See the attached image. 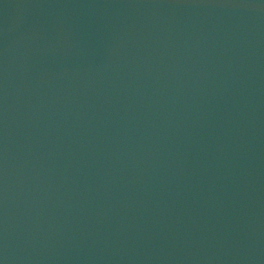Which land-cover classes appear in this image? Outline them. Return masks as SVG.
<instances>
[{
    "label": "water",
    "instance_id": "95a60500",
    "mask_svg": "<svg viewBox=\"0 0 264 264\" xmlns=\"http://www.w3.org/2000/svg\"><path fill=\"white\" fill-rule=\"evenodd\" d=\"M0 264H264V0H0Z\"/></svg>",
    "mask_w": 264,
    "mask_h": 264
}]
</instances>
